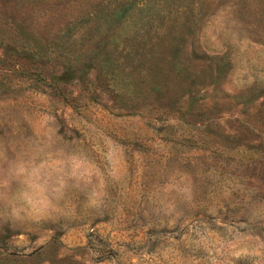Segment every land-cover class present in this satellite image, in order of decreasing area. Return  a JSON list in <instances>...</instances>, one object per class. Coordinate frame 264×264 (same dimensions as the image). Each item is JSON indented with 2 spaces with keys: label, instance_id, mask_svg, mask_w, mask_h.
I'll return each mask as SVG.
<instances>
[{
  "label": "rangeland",
  "instance_id": "rangeland-1",
  "mask_svg": "<svg viewBox=\"0 0 264 264\" xmlns=\"http://www.w3.org/2000/svg\"><path fill=\"white\" fill-rule=\"evenodd\" d=\"M0 264H264V0H0Z\"/></svg>",
  "mask_w": 264,
  "mask_h": 264
},
{
  "label": "trees",
  "instance_id": "trees-1",
  "mask_svg": "<svg viewBox=\"0 0 264 264\" xmlns=\"http://www.w3.org/2000/svg\"><path fill=\"white\" fill-rule=\"evenodd\" d=\"M111 21H115V19H111Z\"/></svg>",
  "mask_w": 264,
  "mask_h": 264
}]
</instances>
